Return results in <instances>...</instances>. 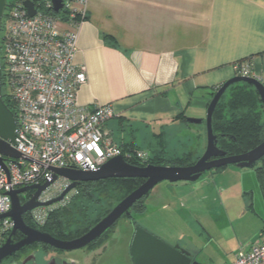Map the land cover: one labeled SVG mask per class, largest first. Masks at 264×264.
<instances>
[{
    "label": "crops",
    "instance_id": "0c3cea01",
    "mask_svg": "<svg viewBox=\"0 0 264 264\" xmlns=\"http://www.w3.org/2000/svg\"><path fill=\"white\" fill-rule=\"evenodd\" d=\"M71 5L87 16L60 22L62 30L77 32L75 62L87 72L77 101L90 108L111 103L115 116L106 126L123 146L154 155L192 153L196 159L192 149L203 153L207 143L195 126L200 123L188 118H206L212 92L236 75L233 63L249 60L252 76L264 83V0H71ZM213 175L165 184L148 206L144 202L136 223L187 249L200 264L233 261L241 246L248 249L264 233V200L258 199L257 209L255 193L247 196L251 180ZM210 194L219 206L202 209ZM99 259L89 256L85 264Z\"/></svg>",
    "mask_w": 264,
    "mask_h": 264
},
{
    "label": "built area",
    "instance_id": "2783aa9c",
    "mask_svg": "<svg viewBox=\"0 0 264 264\" xmlns=\"http://www.w3.org/2000/svg\"><path fill=\"white\" fill-rule=\"evenodd\" d=\"M25 0L9 4L2 30L1 57L3 93L16 105L18 131L15 147L22 156H4L6 169L0 166V215L12 208L11 190L43 184L55 168L97 170L116 156L126 161H146L150 153L126 149L112 136L106 124L115 116L111 103L93 108L79 104L77 93L87 82V72L75 62L78 34L62 30V21L52 0H34L36 13L30 16ZM76 21L79 11L65 0L63 10ZM62 10V11H63ZM80 13L84 15V12ZM236 75L252 76L249 60L233 63ZM70 180L59 177L40 196L48 201L60 195ZM77 188L57 203L40 206L32 211L37 225H44L51 212L66 205ZM14 222L0 218V241L10 234ZM264 233L250 247H240L233 261L223 264H262Z\"/></svg>",
    "mask_w": 264,
    "mask_h": 264
},
{
    "label": "water",
    "instance_id": "95a60500",
    "mask_svg": "<svg viewBox=\"0 0 264 264\" xmlns=\"http://www.w3.org/2000/svg\"><path fill=\"white\" fill-rule=\"evenodd\" d=\"M52 3L56 13H60L65 6V0H52ZM9 4L10 0H0V166L5 169L4 156L12 158L22 156L11 145V142H15L17 136L18 122L15 112L6 103L3 93L4 74L1 40L5 14ZM24 5L30 16L35 15L34 0H25ZM239 82L253 85L264 105V83L259 78L235 75L225 81L213 95L207 109L205 119L207 144L205 151L190 165H157L150 163L138 166L126 161L123 156H116L93 171L53 167L54 173L45 183L11 190L9 194L12 199V208L8 213L0 215V218L10 217L14 222V226L7 238L0 244V264L15 252L32 244L46 243L63 251H75L88 247L107 233L121 218L131 217L134 205L143 197L149 196L154 187L162 181L171 183L179 181L196 182L207 171L233 164L240 168L256 167L257 163L264 157V141L246 153L228 155L225 150L218 146L220 135L216 134L213 129V114L220 99L230 86ZM188 121L202 123L204 120L188 118ZM59 177L67 178L71 183L57 197L48 201H41L40 196L42 193ZM108 178H143L145 181L118 201L105 216L81 236L73 239H61L47 231L31 226L25 221L24 215L26 213L37 207L62 201L72 189L77 188L81 183ZM28 191H33V195L23 203L20 195ZM17 231L24 234V237L19 241L15 240ZM130 254L133 264H200L187 249L179 244H170L138 224L134 228ZM25 263L26 261L23 264Z\"/></svg>",
    "mask_w": 264,
    "mask_h": 264
},
{
    "label": "trees",
    "instance_id": "16d2710c",
    "mask_svg": "<svg viewBox=\"0 0 264 264\" xmlns=\"http://www.w3.org/2000/svg\"><path fill=\"white\" fill-rule=\"evenodd\" d=\"M12 2L13 0H10V4ZM58 15L62 20L68 19L65 9ZM86 18L87 16L79 12L75 19L81 21ZM216 91H213L212 95ZM4 98L8 106L15 112L14 101L7 95H4ZM213 129L216 134L220 135L218 146L225 150L228 155L246 153L264 141V105L253 85L239 82L228 88L214 111ZM123 147L131 150L138 149L133 146ZM198 158H193L192 153L183 156H169L159 152L155 155L150 154L146 161L135 158L129 162L138 166L150 163L190 165ZM226 167L222 166L216 170H222ZM255 170L264 200V157L257 163ZM144 181L143 178H108L83 182L77 186V193L72 196L70 202L55 208L44 225H37L32 217H27V214L24 215V219L29 225L47 231L58 238L73 239L85 233L98 220L93 218L91 213V210L95 209L94 207H100L104 204L105 206H101L102 212L99 213V216L104 215ZM26 194L25 196L24 194L20 195L22 200L32 196L31 191L26 192ZM144 198L134 205V213H143L146 210Z\"/></svg>",
    "mask_w": 264,
    "mask_h": 264
},
{
    "label": "rangeland",
    "instance_id": "374dc122",
    "mask_svg": "<svg viewBox=\"0 0 264 264\" xmlns=\"http://www.w3.org/2000/svg\"><path fill=\"white\" fill-rule=\"evenodd\" d=\"M205 119H204V122H202L198 125H195L197 127H201L203 130L202 133H203L204 144L207 143V132H206ZM194 147H195L194 149H196L195 145H194ZM199 150H200L199 148H197L196 150L192 149L193 152L195 151L194 152L195 155L202 156V154L204 153V150H203V153H202V151L199 152ZM224 172H226V173H224ZM213 174H217V175L223 174L225 179H226V177L229 179V176H230V177L234 178L235 180H238L239 182H242L245 180H247V181L251 180L252 182L249 186L250 189L247 190L248 191L247 196L249 197V195H251V193L254 192L255 193V200L257 201L256 207H257V209L259 208V206H258L259 200L258 199L260 198L263 201V196H262V192H261V189L259 186L258 176H257L256 170H255V167H253V168H240L237 165L233 164V165H229L228 167H226V169H222V170L213 169V170L207 171L203 174L202 178H203V180H204V178L207 179V177L214 176ZM168 182L169 181H162V182L158 183L155 186V188L152 190L151 194L144 198V202L146 203L147 206L150 202H152V199L154 198V195L156 194L157 190H162L163 187L165 186V184H173L171 182L170 183H168ZM255 183H257V184H255ZM205 191H207V189ZM235 191H237V188H235ZM211 195H213V194L208 195V197L204 198V200L201 202L200 207L202 209H211L213 207L219 206V202H217V200H214L211 197ZM247 201L249 202L250 199L248 198ZM248 202H247V206L249 205ZM101 206H105V205L102 204ZM101 206L100 207H94L95 209L98 208L96 213H94L96 211L95 209L91 210L93 218L95 217V219H96L99 216L100 210L102 208ZM149 213H150V211H149ZM146 216H147V214H146ZM180 220L181 219H179V221ZM164 222L165 221H163L161 224H163ZM165 223H168V221ZM130 226L131 225H130L129 219H127L126 217L121 218L117 222V224L114 227V229L112 230V232L109 233L111 243L109 244V246L107 247L106 251L103 254V261L101 264H110L107 262V260L109 262L111 260L112 264H130V262H131V264H133L131 254H130V246L131 245L129 244L130 243V235H131V232H130L131 227ZM72 252H74V251H72ZM74 256H82L81 251L76 250L74 252ZM91 264H93V263H91Z\"/></svg>",
    "mask_w": 264,
    "mask_h": 264
},
{
    "label": "flooded vegetation",
    "instance_id": "af4514ba",
    "mask_svg": "<svg viewBox=\"0 0 264 264\" xmlns=\"http://www.w3.org/2000/svg\"><path fill=\"white\" fill-rule=\"evenodd\" d=\"M33 195V191H31ZM27 195L24 193V196ZM32 196H30L28 199L22 200V202H26L29 200ZM113 208V207H112ZM95 213L98 209H95ZM33 211V210H32ZM32 211L26 213L27 217H32ZM102 211L100 210V213ZM108 212H106L102 216H98L96 219H98L93 225H95L103 216H105ZM127 219H129L130 222V245L132 241V237L134 234V228L136 223V213H134L131 217L125 216ZM123 217V218H125ZM117 224V223H116ZM116 224L102 237L97 239L94 243L89 245L88 247H85L84 249H81L82 256H74V252L72 251H63L59 250L57 248H54L53 246L46 244V243H38V244H32L27 246L26 248L15 252L12 256L5 259L1 264H23L24 261H26L25 264H84L86 261V258L89 256H93V259H95V256L100 257L99 260L103 259V254L106 251L107 247L111 243L109 233L112 232ZM92 225V226H93ZM90 226L87 231L92 227ZM84 234V233H83ZM8 236V235H7ZM5 236L1 241L0 244L3 243V241L7 238ZM81 236V235H80ZM24 237V234L20 231H17L15 235V240L19 241ZM79 237V236H78ZM131 247V246H130ZM95 254V255H94ZM83 257V258H82ZM94 262V261H92ZM102 262H95L94 264H101Z\"/></svg>",
    "mask_w": 264,
    "mask_h": 264
}]
</instances>
